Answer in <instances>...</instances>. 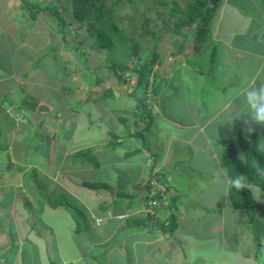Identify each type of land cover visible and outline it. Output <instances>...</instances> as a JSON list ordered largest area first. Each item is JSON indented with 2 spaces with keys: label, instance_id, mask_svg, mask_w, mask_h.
Segmentation results:
<instances>
[{
  "label": "rangeland",
  "instance_id": "obj_1",
  "mask_svg": "<svg viewBox=\"0 0 264 264\" xmlns=\"http://www.w3.org/2000/svg\"><path fill=\"white\" fill-rule=\"evenodd\" d=\"M54 1L67 19L68 43L57 33L58 26L52 22L49 11H42L34 26L33 20L22 18L17 0H0V15L5 16L0 25V37L6 39L8 55L17 52L18 65L14 64L12 68L22 73L11 84L16 86L12 98L19 100L13 99L6 107L12 120L8 121L10 124L0 121V127L5 128L0 136V146L9 145L6 150L0 148V264H29L33 255L38 256L35 257L38 264H50L55 260L59 264H202L205 261L206 264H264V190L251 187L258 201L256 208L243 211L232 208L229 200L231 180L225 177L226 167L222 161L218 162L212 156L213 149L223 148L225 140L222 142L221 139H235L239 134L251 137L257 133L264 151V125L246 123L249 116L244 106L236 113H218L203 129L206 140L199 137L193 144L188 143L183 140L188 133H181L179 137L175 135L167 146L172 129L179 125L159 123L165 119L161 112H167L173 119L186 124L198 122L188 96L190 88L202 87L206 91L226 87L229 92L227 81L233 76L231 69H226L227 65L221 62L220 49L216 53L217 46L210 40V33L204 38L203 51L187 53L192 49L187 45L189 48L185 53L189 63L176 69L174 62L178 58L173 53L183 51L178 48L183 38L172 29L178 15L188 14L189 0H97L98 4L105 3L112 9L111 20L126 36L128 46L138 42L146 56H150L152 50H158L162 53V63L155 69L168 76H175L177 72L174 83L160 93L161 99L159 95L157 98L148 96L146 103L153 107L154 114L150 129L143 137L135 135L145 127L144 123L136 124L138 117L134 114L138 110L134 95L136 74L130 76L129 83L123 84L113 77V72H104L109 58L107 49L99 50L90 44L95 31L92 28L95 15L80 20L75 15L72 0ZM174 1L180 4V10L172 11ZM255 1L260 12L264 11V0L242 2L244 8L252 9L258 8ZM7 18L10 19L9 25ZM123 48L113 50L111 59H126ZM49 49L52 53L46 54ZM83 52L88 55L87 59L82 56ZM39 58L41 67L36 65ZM136 60L133 56L128 65L133 67ZM95 67L101 68L99 73L105 77L111 74L101 85H96L94 80L92 72ZM197 71L204 72L200 82L196 79ZM26 72H30L27 77ZM124 74L128 76L130 73L127 70ZM108 88H112L113 98L103 96ZM197 94L199 99L208 102L215 99L199 91ZM219 103L220 100L214 102ZM237 103L244 105L242 101ZM41 104L48 105L50 110L57 109L60 114L40 110ZM23 106L25 111L21 110ZM122 117L127 118V122ZM14 127L15 130H11ZM250 127L253 130H249ZM111 131L123 135L131 132L128 147H109L108 142L114 138ZM36 132L43 135L44 140L39 139ZM136 147L142 148V152L125 156L127 151ZM87 148H93L99 156L101 168L96 169L91 163L72 165L71 156ZM239 154L244 158L241 149ZM148 164L151 176L143 182V165ZM120 175L129 181L126 192L135 194L141 190L136 205L122 212L109 210L105 213L100 205L118 199ZM187 177L191 178L189 182L183 180ZM159 178L169 179L179 186L182 196L178 205L181 207L182 203L188 207L191 218L198 217L192 227L194 232L164 235L154 229V224L166 221L170 214L168 208H161L152 210L151 213L158 217L148 220L147 230H133L122 235L127 225H137L136 219L146 218L148 210L143 203L148 191L158 190L165 196L158 200L159 206L164 202L165 207L169 203L166 195L179 194L175 188L164 191L167 186ZM86 179L109 181L111 187L90 189L83 184ZM148 184L152 186L149 189L146 188ZM60 192L68 194L84 209L92 229L77 234L76 223L66 209L41 206V199ZM123 203L127 206L129 201ZM204 213L207 215L205 219ZM105 237H121L110 254L104 249L110 250L111 246L99 244ZM117 247L125 256L123 259L117 256ZM156 248L158 251L154 252ZM78 254L82 259L74 263L68 259V256ZM87 254L88 257L84 256Z\"/></svg>",
  "mask_w": 264,
  "mask_h": 264
},
{
  "label": "trees",
  "instance_id": "obj_2",
  "mask_svg": "<svg viewBox=\"0 0 264 264\" xmlns=\"http://www.w3.org/2000/svg\"><path fill=\"white\" fill-rule=\"evenodd\" d=\"M90 1L91 0H72V6L75 15L80 20H83L90 14L95 15L96 20L92 24V28L95 29L93 35H95H92L90 44L94 47H97V49L99 50L102 48L107 49L109 58L105 62L106 70L104 72H108V70L110 72H113V77L115 76L118 81L123 84L129 83L130 76L136 74L137 82L134 88V95L137 97L138 110L136 109L134 111V114L136 115V117H138L136 124L144 123L145 127L135 135H140L143 137L145 131H148V129H150L154 114L153 107H149L148 103H146V100L149 95L157 98L158 95H160V93L167 86V79L170 78V76L167 77L166 75L161 74L158 69H155L156 65L162 63V60L160 59L162 53L157 50H152L150 56H146V54H144V52L140 50L138 42H133L128 46L125 42L126 36L121 33L118 24L114 20H111L112 9L109 6H106L105 3L98 4L97 0H94L91 3ZM117 1L118 0H116V2ZM17 5L22 18L27 21L33 20L32 22H34V26L40 19V13L42 11H48V8L49 12L52 14V22L58 26L57 33L61 34L68 43V38L66 36L65 30V27L67 26V19L60 10V6L54 0L49 3H47L45 0H17ZM219 5L220 0H189L187 6L188 14L186 16L178 15L175 27L174 29H172V32H174L175 34H180L183 37V43L180 44V48L183 49L184 47H186L184 43L188 40L189 35L192 36L193 41L204 44V38L209 33L211 21ZM177 10H180V4L177 1H174L172 11ZM182 11L184 13L186 12L184 10ZM98 21L100 22L97 23ZM70 22H73V19H71ZM194 24L199 25L198 32L193 31L192 29H185L186 26L192 27ZM124 45L125 47L123 48ZM118 48H120L121 50L123 48V52H121L125 54L126 59L121 60L118 57L111 59V52ZM196 48L198 50L203 49L202 45L199 44H196ZM51 53L52 52L49 49L47 54ZM173 54L175 55L176 53ZM82 56L85 59L88 58V55L84 52ZM133 56H135L137 60L135 61L133 67H130L128 65V61ZM84 58L82 59L84 60ZM39 60L40 58L38 59V61ZM41 63L42 62L40 61L37 62V67H41ZM100 69L101 68L99 67H95L92 72L93 76L95 77L94 80L96 81V85H101L105 79H109L111 77V74L107 75L106 77L103 76L101 73H99ZM127 70L130 73L129 75L127 74L128 76L124 74V72ZM103 96L113 98L114 92L112 88L106 89ZM39 108L40 110H50V107L46 104H41ZM139 109H141V111H139ZM50 113H54L57 115L60 114L57 109L50 110L49 114ZM121 119L127 122V118L122 117ZM126 127L129 128L127 124ZM111 134L114 138L108 142L109 147L113 149H117L118 147H128L127 141L128 139H130L131 132L127 131V133L123 135V133L111 131ZM36 136L39 139L44 140L43 135L38 134L37 132ZM224 146L225 149L221 158L223 164L227 168L228 177L233 182L229 190L232 205L237 210L254 209L258 205V201L253 194L251 186H257L264 190V151L260 147L258 135L257 133H255L251 137H246L243 134H239L235 139L230 138L225 140ZM8 147L9 145H6L5 147L0 146V148L3 150L8 149ZM239 149L242 150L244 158L240 156ZM141 152L142 148L136 147L135 150L133 149L127 151L125 156L131 157ZM71 163L73 166H80L86 163H91L96 169L101 168L102 165L101 159L96 153H94L93 148L80 149L76 151L71 156ZM162 182L167 186L166 191L174 187L179 189V186H175V184L172 183L169 179H162ZM83 184L90 189H109L111 187V183L109 181L102 180L86 179L83 180ZM128 184L129 181L127 179H125L122 175L118 176V199L113 200V202L109 204H101V211L105 213L109 212V210H112L113 212H122L125 211L127 207H135L134 205H136V198L141 190L138 189L135 194L126 192L125 188L128 186ZM151 187L152 186L150 184L146 186V188L148 189ZM155 191H157V193H154V199L164 198L158 190ZM180 194L182 195L181 192H179V194H170L169 196L166 195L169 199V203L166 207L154 205V210L159 211L161 208H168L170 211L168 218L165 219L166 221H161L160 224H154V229H158L164 235L173 234L179 227L178 212L180 211V206L178 205V199L180 198ZM125 200L129 201V204L127 206H125L123 203ZM40 204L42 207H44V205H49L54 209H66L71 214L76 223L75 232L77 234L87 232L91 229L89 219L84 209L81 208L77 203H74L70 196L64 192H60L55 196H48L45 199H41ZM145 216L146 218L143 217L136 219L137 225H127L124 229V232H122V235L128 234L133 230H147L150 225L148 224V220L152 221L154 218L158 217L156 216V213L151 214V212H147ZM119 238L121 237L113 238L106 243L108 246H111L110 250L108 249L109 251L104 249L107 254L111 253L115 243L119 242ZM84 256L88 257L89 255L87 254ZM52 263L56 264L53 261ZM204 263L207 262L205 261L202 264Z\"/></svg>",
  "mask_w": 264,
  "mask_h": 264
},
{
  "label": "crops",
  "instance_id": "obj_3",
  "mask_svg": "<svg viewBox=\"0 0 264 264\" xmlns=\"http://www.w3.org/2000/svg\"><path fill=\"white\" fill-rule=\"evenodd\" d=\"M242 1L243 0H222L221 6L219 7L217 14L214 16V19L212 20L210 24V29H209V33L211 36L210 40L213 41L217 46L216 53L220 49L222 64L227 65V67L225 68L226 69L230 68L231 72L233 73V76L230 79V81H227V84H229V92H227L226 87H223L222 89L210 88L209 90H206V91L202 87L190 88L188 96L190 98V102L193 103L192 110L195 112L198 118V122L193 123V125L186 124L177 118L173 119L172 116H169L167 112L166 113L161 112L165 116V119H163L162 121L160 120L159 122L160 125L165 124V123H168L169 126L174 125L176 123H178L179 125L178 127L172 129L171 135L168 138L167 146L171 144V139H173L175 135L179 137V134L181 133H188L189 136L188 137L184 136L183 138V140L187 141L188 143L193 144L194 141L199 137L206 140L207 136L203 134V129L205 128L207 124H210L212 121H214L218 113L220 112L224 113L225 111H228L229 113L234 111L236 113L241 108H244V105L237 103L238 101L243 102V98L239 95L240 90L243 89L244 87H247L253 81H255L256 84H260L261 82H264V11L262 13L260 12L261 10L259 8L257 1H255V5H257L258 8H252V9L244 8L245 5L243 4ZM262 5H264V2H262ZM3 20H5V16L0 15V25L3 24L2 23ZM9 21L10 19L7 18L6 22L8 25H9ZM12 27L14 28L13 25ZM0 30H1V27H0ZM8 31L11 32V29L9 28ZM6 44H7L6 39L4 37H0V112H1L0 121L3 123L4 121L6 123H9L8 121L11 122L12 120V117L9 114V112H7L6 107H7V104L9 105L8 102L12 103L13 99L15 100H19V99L12 98V96L15 97L16 86L13 87V85L11 84L14 83L15 77L22 76L21 75L22 73L20 71L15 72V70L12 68L14 64L18 65L16 63V56H17L16 53L17 52L14 53V55L11 52V54L8 55L9 46H7ZM196 44H199L202 46L205 45V44L203 45L200 42L193 41L191 38L187 42V45L192 49L188 51L189 47L187 48V45H186V49L181 51L180 54L176 53L177 54L176 56L178 58L174 62L177 65L176 69L180 67L184 68L189 63L188 56H186L185 52L188 51L187 53H189V52L194 51L196 53L197 51L200 50L196 48ZM24 67L25 65L23 66V68ZM29 74L30 72H26L25 77H27ZM195 74H196V79L198 80V82H200L202 78L204 77L203 71H197ZM48 75H51V74H48ZM163 75H166L168 77V74L166 73ZM176 76H178L177 72L175 76H170V78L167 79L168 81H167V86L165 89H167L168 85L174 81L175 79L174 77ZM178 89H179L178 86H176L177 91ZM198 91L202 95L211 96V99L214 96L215 99L209 102L199 99L198 94H197ZM224 95H226V98L224 97ZM159 98H160V95H159ZM23 99H24V96H23ZM217 100H220V103L218 105L214 104V102H216ZM157 105H160L162 107L161 103L157 102ZM206 105L208 106L206 107ZM24 108L25 107L23 106L21 110L25 111ZM158 115H161V114H158ZM230 121L233 122L232 118ZM13 123H16V122H13ZM4 129L5 128L0 127V134L4 133L3 132ZM11 130H15V127L14 129H11ZM0 136H2V134ZM221 140L223 142L226 139H221ZM200 144L201 143H198V145ZM224 149L225 148L223 145L222 149L215 148L212 151V156L218 162L222 161L221 156L223 154ZM148 168H149V164L143 165V182L148 180L149 177L151 176L150 175L151 172L150 171L148 172L147 170ZM175 168L177 169L176 166ZM225 175H226L225 177H227L230 180V178L228 177L227 168L225 169ZM190 179H191L190 177H187V178H184L183 180L184 181L188 180L189 182ZM175 189L178 192H181L180 188L179 189L175 188ZM180 196L182 195L180 194ZM178 213H179L178 214L179 215L178 216L179 227L177 228L175 232L187 231L188 233H193L194 231L192 230V227L194 224H196L195 218H198V217L195 215L194 218H191L188 213V207L184 206V204L182 205V203H181L180 211ZM205 216L207 215H205L204 213L203 219H205ZM200 221L201 220H199L198 222ZM111 239L112 237H109V238L105 237L103 240L99 241V244L100 243L106 244ZM116 249L119 250L117 254V256L120 255L119 259H123L125 256L122 255L120 248L119 247L115 248V251ZM153 251L157 252L158 249L156 248ZM112 252H114V248L112 249L111 253ZM112 256H113V259H116L114 254ZM35 257H38V256L33 255L30 258L31 259L30 264L39 263V260H37ZM68 257H69L68 259H72L73 263L79 259H82L81 254H78L76 256H68Z\"/></svg>",
  "mask_w": 264,
  "mask_h": 264
},
{
  "label": "clouds",
  "instance_id": "obj_4",
  "mask_svg": "<svg viewBox=\"0 0 264 264\" xmlns=\"http://www.w3.org/2000/svg\"><path fill=\"white\" fill-rule=\"evenodd\" d=\"M221 3H222V0H220V5L219 7L221 6ZM219 7L217 8L214 16L217 14V11L219 9ZM47 10L49 11V9L47 8ZM263 12V11H262ZM261 12V13H262ZM214 19V17H213ZM212 19V20H213ZM212 22V21H211ZM198 28H199V25L198 24H194L192 27H188L186 26V30L188 29H192L193 31H197L198 32ZM180 35V34H179ZM181 36V35H180ZM182 37V36H181ZM183 38V37H182ZM192 38V36L189 35L188 37V40L184 43L185 45H187V42ZM183 43V40L181 43H179L178 45V48L179 49H182L180 48V44ZM203 43L205 44V40L203 41ZM203 44V45H204ZM204 47V46H202ZM186 49V47H184L182 50ZM158 51V50H157ZM48 52V51H47ZM46 52V54H47ZM177 54H175L176 56ZM160 64V63H159ZM158 64V65H159ZM239 95L243 98V104L244 106L246 107V113L248 114L249 116V120L246 121V123H249L250 125L251 124H260V125H264V82H261L260 84H256L255 81H253L252 83H250L247 87H244L243 89L240 90L239 92ZM249 130H253L251 129V127L249 128ZM231 180V179H230ZM232 180H231V185H232ZM231 187V186H230ZM252 187V186H251ZM257 187V186H256ZM260 188V187H259ZM230 190V189H229ZM164 191H166V189H164ZM154 193H157V191L155 190H152V191H148L146 196H147V199L145 200V202L143 203L144 204V208H147V212H152V210H154V205H158V200L159 199H154L153 197L155 196ZM163 195H164V192H163ZM165 198V196H163ZM230 197V195H229ZM231 200V199H230ZM156 202V203H155ZM163 204V207L164 206V202H162ZM232 204V202H231ZM46 206V205H44ZM258 206V205H257ZM256 206V207H257ZM255 207V208H256ZM232 208L233 205H232ZM235 209V208H234ZM237 210V209H236ZM240 211H243V210H240ZM152 214V213H151ZM154 214V213H153ZM146 215V214H145ZM157 218V217H156ZM98 221H102V218H97ZM90 222V220H89ZM92 223H90L91 225ZM91 229H92V225H91ZM84 233V232H83ZM81 234V233H80ZM28 256H29V253H28ZM30 262V260H29ZM54 263L56 264H59L56 260L53 261ZM208 263V262H207ZM30 264V263H29ZM50 264H53L52 262H50ZM206 264V263H204Z\"/></svg>",
  "mask_w": 264,
  "mask_h": 264
},
{
  "label": "built area",
  "instance_id": "obj_5",
  "mask_svg": "<svg viewBox=\"0 0 264 264\" xmlns=\"http://www.w3.org/2000/svg\"><path fill=\"white\" fill-rule=\"evenodd\" d=\"M158 202V201H157ZM156 203V202H155Z\"/></svg>",
  "mask_w": 264,
  "mask_h": 264
}]
</instances>
